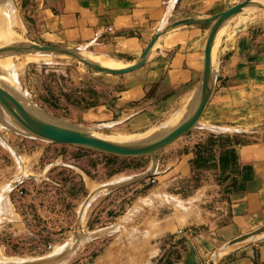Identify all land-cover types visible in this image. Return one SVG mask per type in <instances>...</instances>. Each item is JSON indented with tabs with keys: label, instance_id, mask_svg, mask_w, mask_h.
I'll return each instance as SVG.
<instances>
[{
	"label": "crops",
	"instance_id": "1",
	"mask_svg": "<svg viewBox=\"0 0 264 264\" xmlns=\"http://www.w3.org/2000/svg\"><path fill=\"white\" fill-rule=\"evenodd\" d=\"M238 1L16 0L23 6L28 41L79 49L124 67L137 60L161 26L207 18ZM259 10L233 17L219 33L214 90L201 116L213 130L198 127L159 151L154 174L124 213V226L102 228L94 237H124L129 252L154 251L159 258L165 249L155 241L172 237L165 244L174 252L170 264L213 259V264H264V235L226 248L264 225V13ZM206 35L205 27L186 26L160 37L139 70L112 77L121 88L110 99L80 112L82 127L134 136L152 125V115L189 102L200 82ZM77 82L80 86L82 78ZM26 91L32 93L29 86ZM204 151L214 159V171L188 188ZM124 248L110 245L102 258Z\"/></svg>",
	"mask_w": 264,
	"mask_h": 264
},
{
	"label": "rangeland",
	"instance_id": "2",
	"mask_svg": "<svg viewBox=\"0 0 264 264\" xmlns=\"http://www.w3.org/2000/svg\"><path fill=\"white\" fill-rule=\"evenodd\" d=\"M4 2H7L5 4L17 16L16 25L11 27V33L14 34L10 33V35L16 38L17 42L28 41V29L22 15L23 6L17 5L16 0H4ZM258 10V8H249L244 12ZM259 11L264 13V10ZM215 51L216 48L214 70L217 65ZM81 54L98 62L117 64L113 60L87 52ZM29 55H13L10 63L3 62V65L7 63L4 66L8 71L0 65L13 80L11 84L9 81L4 84L11 87L13 85L25 100L66 124L88 130L80 123V112L90 105L106 102L121 88L119 84L111 81L112 77L95 74L93 70L70 57L52 56L50 59H45L40 55L37 60L27 61ZM79 77L82 78L80 86L77 82ZM0 78L3 81V78ZM27 86L32 93L26 91ZM66 89L68 91H65ZM79 90L81 94L78 93ZM183 104L172 111L159 113L157 116L152 115V125L138 135L115 137L109 132L99 131L95 134L111 140L144 138L160 128L167 127L170 122L181 119L180 117L187 113L190 101ZM198 127L211 128L201 118L196 128ZM0 135H2L0 189L4 190L11 185V181L21 176V171L22 174L23 171L28 174L26 176L23 174L20 182L11 187L7 197L9 210L5 214L0 212V261H28L53 255L61 251L69 242H73L76 232L93 237L86 242L83 241L79 245L80 248L69 255L70 257L68 256L63 264H161V261L163 264H170L174 252L170 250L171 247H165V244L168 245L172 237L162 238L160 244L159 240L155 241L165 249L162 251V258H159L158 255L154 256V251L144 255L138 251L129 252L126 248L130 245H127L124 237L116 240L115 235L94 237L93 234L112 225L114 229L124 226L125 220H122L124 213L134 198L144 191L143 184L149 177L99 194L84 210V219L82 224L80 223L82 227L74 229L80 207L91 191L103 184L114 182L113 180L125 179L145 172L150 164L149 156L117 157L78 146L25 137L4 127H0ZM196 162L187 183L188 188L200 183L207 173L212 175L214 171V159L207 158L206 151L200 154V159ZM135 227H139L137 223L132 226ZM153 242L154 240L152 244H155ZM110 245L125 248L122 251L113 249L102 258L104 251Z\"/></svg>",
	"mask_w": 264,
	"mask_h": 264
},
{
	"label": "water",
	"instance_id": "3",
	"mask_svg": "<svg viewBox=\"0 0 264 264\" xmlns=\"http://www.w3.org/2000/svg\"><path fill=\"white\" fill-rule=\"evenodd\" d=\"M249 8H264V0H240L231 7L207 18H184L165 24L156 31L150 41L145 45L137 60L130 66L122 69H108L93 64L85 60L82 57L81 51L75 48L38 44L31 41L15 42L0 47V57L27 53L66 56L93 70L95 74L120 77L139 70L146 62V59L159 38L169 31L186 26L208 27L204 46L202 74L199 85L190 100L191 109L189 118L174 127L160 128V130L144 138L126 141L109 140L91 131L66 124L57 117L50 115L43 109L25 100L13 87L5 85L4 82L0 80V127L14 131L25 137L62 145L78 146L117 157H150L151 163L145 172L125 178L120 182L103 184L99 188L91 191L80 207L78 220L74 227L75 230L80 228V215L82 211L86 209L99 194L151 177L157 167L156 154L173 143L176 139L198 126L200 118L214 90L215 70H213V45L217 33L226 22ZM0 137L2 138V135H0ZM261 235H264V225L232 239L227 243L226 248ZM90 237L91 235L77 234L74 232V241L66 244L56 255H49L30 261H0V264H58L62 259L74 252L78 246L77 244L81 240H86ZM213 263L214 259L211 260L209 264Z\"/></svg>",
	"mask_w": 264,
	"mask_h": 264
},
{
	"label": "bare ground",
	"instance_id": "4",
	"mask_svg": "<svg viewBox=\"0 0 264 264\" xmlns=\"http://www.w3.org/2000/svg\"><path fill=\"white\" fill-rule=\"evenodd\" d=\"M5 3H7V2H4V0H0V29H1V31H0V47H2V46H4V45H9V44H12V43H15V42H17V40H16V38H14V37H12L11 35L12 34H14V33H11V27L12 26H14V24L16 23V14L14 13V12H12V10L9 8V6H7ZM9 3V2H8ZM11 7V6H10ZM12 8V7H11ZM16 25V24H15ZM224 25H226V24H224ZM223 25V26H224ZM223 26L220 28V30L218 31V33H217V36H216V39H215V42H214V45H213V70H214V49H215V45H216V43H217V39H218V36H219V33H220V31L223 29ZM3 29V30H2ZM5 30V31H4ZM10 33H11V35H10ZM14 36V35H13ZM156 45V44H155ZM154 48H155V46H154ZM156 49V48H155ZM81 51V50H80ZM82 53H84V52H82ZM28 54H30L28 57L27 56H25V57H27L29 60H27V61H31V60H37V57H39L40 55L41 56H43L45 59H50L51 57H52V55H48V54H32V53H27V55ZM153 55V54H152ZM11 56L12 55H9V56H4V57H0V65L1 66H4V65H7V63L6 64H2L3 62H6V61H10V58H11ZM82 57L85 59V60H87V61H89V62H91V63H93V64H96V65H100V66H102V67H105V68H108V69H122V68H125V67H128V66H130V65H128V66H121V65H119V64H114V63H103V62H98V61H95V60H93V59H91V58H88V57H86V56H84V54L82 55ZM150 58V57H149ZM40 59V58H39ZM33 62V61H32ZM38 62V61H37ZM10 63V62H9ZM3 68V67H2ZM1 67H0V77H2L3 79V82H7V81H9V83L11 84V83H13V80L11 79V76L9 75H7L6 74V70L8 71V68L6 69L5 68V66H4V70L2 69ZM18 68V67H17ZM14 70H16V69H14ZM8 73V72H7ZM14 73V72H13ZM1 79V78H0ZM8 85V84H7ZM9 86H11V85H9ZM12 87H14L13 85H12ZM17 93H18V91H17ZM21 94V93H20ZM21 96H23V95H21ZM190 109H191V103H190V106H189V109H188V111H187V113H185L182 117H180L181 119H179L178 118V120H176V121H174V122H170V124H168V126L167 127H169V128H171V127H174L175 125H178L179 123H181V122H183V121H185V120H187L188 118H189V114H190ZM1 139V138H0ZM109 140H111V139H109ZM119 141H125V140H119ZM3 144V143H2ZM17 156V155H16ZM18 158V157H17ZM16 158V159H17ZM20 160H21V158H19ZM19 162V161H18ZM22 162V161H21ZM22 164V163H21ZM20 164V165H21ZM22 167V166H21ZM20 168V167H19ZM19 171H21L20 169H18ZM23 170H25L24 169V167H23ZM24 173L23 174H25V176L26 175H28V174H26V171H23ZM18 173H20V172H18ZM28 173V172H27ZM22 171H21V173H20V177H16V180H14V181H11V185H8V187L6 188H4V190H2V189H0V190H2L1 192H0V212H4V214H5V212L6 211H8L9 210V201L7 200V197H8V193H9V191H10V189H11V187H13V186H15L18 182H20V180H21V178H22ZM25 176H23V177H25ZM119 180H120V178H119ZM114 182H119L117 179H116V181L115 180H113ZM111 183H113V182H111ZM93 188H95V187H93ZM97 188H99V187H97ZM96 188V189H97ZM81 209V208H80ZM85 210V209H84ZM84 210L82 211V213H81V215H80V221H81V224H82V220L84 219ZM2 214V213H1ZM3 218V217H2ZM10 218V217H9ZM9 221V220H8ZM3 223V222H2ZM82 227V225H80V228ZM80 228H78V229H80ZM79 233V232H78ZM91 237H93V235H91ZM74 239V238H73ZM86 240H88V239H86ZM86 240H81L77 245V247H76V249L74 250V252L78 249V248H80L79 247V245L80 244H82L83 243V241L84 242H86ZM73 241V240H72ZM71 243V242H70ZM60 252V251H59ZM59 252H56V253H54L53 255H56L57 253H59ZM73 252V253H74ZM220 252V251H219ZM72 253V254H73ZM218 255H220V254H218ZM214 256V255H213ZM70 257V256H69ZM66 259H68V257H65L64 259H62L58 264H63V262L66 260ZM28 261H30V260H28ZM13 262H16V261H13ZM18 262V261H17ZM62 262V263H61Z\"/></svg>",
	"mask_w": 264,
	"mask_h": 264
},
{
	"label": "trees",
	"instance_id": "5",
	"mask_svg": "<svg viewBox=\"0 0 264 264\" xmlns=\"http://www.w3.org/2000/svg\"><path fill=\"white\" fill-rule=\"evenodd\" d=\"M197 161V160H196ZM197 163V162H196Z\"/></svg>",
	"mask_w": 264,
	"mask_h": 264
}]
</instances>
